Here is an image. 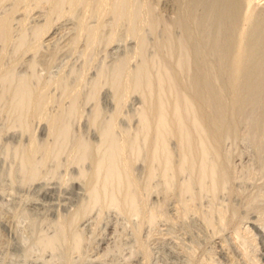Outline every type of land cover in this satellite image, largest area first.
<instances>
[{
  "label": "rangeland",
  "instance_id": "1",
  "mask_svg": "<svg viewBox=\"0 0 264 264\" xmlns=\"http://www.w3.org/2000/svg\"><path fill=\"white\" fill-rule=\"evenodd\" d=\"M15 1L19 2L5 0L0 5V20L9 17L8 13L14 15L13 18L10 16L11 38L0 39V264H232V249L224 247L221 238L225 236L230 245H234L235 230L230 228L236 226L231 223L241 221L240 218L245 217L243 214L257 217L256 211L264 212V81L262 84L261 80H254L249 86L243 82L241 85L245 88L241 87L239 95L242 97L238 95L237 101L225 80L230 62L228 59L229 63L221 62L219 53L215 52L217 40L219 43L228 36L233 37L239 21L233 23L235 27L227 19L229 25L223 24L225 19L221 21L213 17L211 21L213 18L205 16L204 9L195 1L197 6H192V0L191 3L185 0L187 4L184 0H79L80 3L77 0L76 6L74 0H64L58 5L60 11L53 10H57L53 7L54 0H30L28 3L20 0L23 5ZM179 2L181 6L191 4L192 17L196 15L201 20H210L208 23L204 21L207 27L202 25V28L193 30L197 33L192 43L198 40V45L193 44L196 49L191 50H197V55H190V61L192 68L200 61L196 68L206 74L194 69L206 79L207 72L220 74L215 75L218 87L211 84L210 96L204 100L222 137L218 158L230 173L225 188L215 191L208 178L204 186H200L196 171L184 170L187 173L182 172L183 176L173 174V170L171 174L166 172L163 163L166 153L164 156L159 154L164 149L149 147L151 139L156 137L151 128L155 121L145 123L146 127L143 122L142 115L150 111L159 95L163 108L168 109L165 113L172 117V113L169 114L171 105L182 93L167 87L170 77L165 76L162 64L165 49H160L169 27L176 38L184 33L183 23L179 24L181 27L175 25L184 14L179 11ZM263 6L261 4V8ZM261 8L259 4L258 9ZM192 17L185 18V21L192 20ZM209 22L214 24L213 27L215 23L217 26L209 28ZM223 26L226 31L233 26V36L224 32ZM200 29L207 31L204 30L205 35L212 29L216 33L209 34L216 41L213 42L209 34L206 40ZM199 31L202 36V33L198 36ZM219 35H222L221 39ZM200 37L207 43H203ZM205 43L212 49L206 48ZM200 44L206 45L208 55ZM198 49L205 51L203 56ZM259 51H251V54ZM220 63L224 64L221 66ZM215 66H221L222 70ZM124 75H130L134 83L129 84L131 77L128 80ZM225 81L228 88L223 85ZM23 84L32 93L28 100L20 99L16 94ZM250 84L253 86L251 92ZM121 87L128 91L125 93ZM215 89L221 93H213ZM196 91H188L187 96L193 100L192 96L195 93L198 96L200 89ZM216 94L218 100L221 101L223 96L227 102L232 100V95L233 104L237 106H231L232 110V102L222 99L225 102L221 101L224 103L222 109L228 114L223 112L225 117L221 120L214 109L216 107H212L214 102H211ZM39 98L44 100L38 101ZM190 109L180 101L182 118L179 122L187 128L193 120ZM54 119L57 122L53 130L50 121ZM147 125H150L151 132ZM169 131L163 135L167 144L165 148L178 166L182 149H179L177 135ZM123 137L128 145L132 142V148L125 143L128 152L125 151L124 156L130 153L126 156L130 158L126 169L118 164L121 151V154L117 152L120 155L118 162L117 157L107 155L110 146L117 143L115 141L119 140V147L124 144ZM112 138L114 145L110 143ZM33 140L35 147L31 146ZM82 145H89V150L81 151ZM30 153L33 161L28 162L25 157ZM101 156L108 157L103 159ZM98 159L102 161L101 170L97 169ZM209 159L214 158L211 155ZM112 162L118 164L116 169ZM104 163L111 164L114 170L108 171L111 166L104 168ZM122 174H126L128 184L123 181L125 176H120ZM187 181L191 186L189 191L182 189Z\"/></svg>",
  "mask_w": 264,
  "mask_h": 264
},
{
  "label": "bare ground",
  "instance_id": "2",
  "mask_svg": "<svg viewBox=\"0 0 264 264\" xmlns=\"http://www.w3.org/2000/svg\"><path fill=\"white\" fill-rule=\"evenodd\" d=\"M7 1V0H6ZM13 1V0H12ZM25 1H27V3L30 1V0H25ZM25 1H23V2H25ZM33 1V0H32ZM50 1H52V0H50ZM62 1H64V0H54L53 1V4H54V2H55V6L53 5V7H57V10H56V8L55 9H53V8H51V9H53L54 11H60L61 10V8L60 9H58V5L62 2ZM67 1V0H66ZM65 1V2H66ZM71 1V0H70ZM70 1H68V2H70ZM73 1V0H72ZM77 0H74V2H76ZM103 1V0H102ZM101 1V2H102ZM106 2H107V0H105ZM104 1V2H105ZM179 1H182V0H179ZM185 1V0H184ZM183 1V2H184ZM189 1V0H188ZM197 3V5H199V6H201L203 9H204V12L205 13H203V14H206L205 16H209V17H214V18H218V19H220L221 21H222V19L224 20L225 19V21H226V23L224 22L223 24H227V25H229L228 23H230V22H228L227 23V20H229V21H231V24L233 25V23H235V24H237V21H239L238 22V24H237V26L235 27L234 25V27L236 28V29H234L235 30V35L233 36V26L232 27H230V26H226L227 28H231L230 30L232 31H230V30H227L229 33H228V35H232L233 37H230V38H233V39H231L230 40V38H229V36L228 35H226V36H228L227 38H226V36L225 35H223V37L225 36V40H223L222 42H224V43H222V42H219V43H221V44H219L218 43V40H217V43H215L216 44V47L212 44L213 42H215L216 41V38L214 37V38H212L213 36H211L209 33H212L213 34V30L212 29H214V27H216L217 26V23H215V26L213 27L212 25H214V24H212L211 22H209V24L211 25L210 27H209V24H208V27L209 28H212V29H210V32L209 33H207L206 35H210L211 37V39H213V42L212 41H210V39H209V41L210 42H212V43H208L209 45L211 44V47H215V52L217 51L218 53H219V57L221 58V62L222 61H225V62H227V63H229L230 62V65L229 64H227L228 66V68L226 69V73L225 74H227L226 75V77H227V79H225V80H227L228 81V83H227V81H225V83L223 84L224 86H225V84L227 83L228 84V87L229 86H231V90L229 91L230 93H231V91H232V95L235 97V99H236V97L238 98L237 99V101L239 100V97H238V95H239V91L241 92V87H242V83L243 82H246V83H248L247 85L249 86V83L251 82V83H253V81L255 80V81H258V80H261L260 82H262V81H264L263 79H264V8H261V4L262 5H264L263 3H264V0H192V2H193V5L192 6H194V7H196L197 5H194V4H196L195 2ZM5 2V0H0V5H2L1 3H4ZM16 3H22V1H20L19 0V2H17V1H15ZM49 2V1H48ZM68 2H66V3H68ZM88 2V1H87ZM86 2V3H87ZM91 2H92V0H91ZM105 2V3H106ZM110 2H112V1H110ZM177 2V1H176ZM39 3H40V1H39ZM39 3H38V5H39ZM65 3V5H67ZM73 3V2H72ZM71 3V4H72ZM78 3H80L79 2V0H78ZM112 3H114V2H112ZM180 3V2H179ZM178 3V4H179ZM185 4H187V1H185L184 2ZM189 3H191V0H190V2ZM10 4V3H9ZM15 4V3H14ZM13 4V5H14ZM24 3H22V5H23ZM25 4H26V2H25ZM90 4V3H89ZM88 4V5H89ZM96 4V3H95ZM104 3H102V5H103ZM108 5H110L109 4V1H108V3H107ZM107 4H105L104 6H108ZM259 4H260V8H261V10H259L258 8H259ZM17 5V4H16ZM15 5V6H16ZM20 5V4H19ZM73 5H74V3H73ZM72 5V6H73ZM77 5V2H76V4H75V6ZM81 5V4H80ZM80 5L78 6V7H80ZM87 5V4H86ZM101 5V4H100ZM112 5V4H111ZM189 5V4H188ZM4 6V5H3ZM45 6H46V4H45ZM49 6V5H48ZM60 6V5H59ZM71 6V7H72ZM95 6V5H94ZM174 6V5H173ZM179 6H181V3H180V5ZM183 6V5H182ZM182 6L180 7V9L182 8ZM191 6V4H190V6L188 7L187 5L185 6H183V8L185 7V11L183 10V8L180 10L179 9V11H183L184 12V14H186V16L184 17L183 15V13L181 14L183 17H184V19H183V17L182 16H180V15H177V16H180L181 17V19H179V20H177L176 18H177V16H175L174 18H175V21H176V23H175V25L177 24V26L179 25V24H181V23H183V27H181L180 25H179V27H181V28H183L184 29V33L183 32H181V34L183 33V35L180 37V38H176V37H174V35H172L171 34V32H170V27L168 28V36H167V38H165L166 40L163 42V43H161L162 45H161V47H160V49H165L164 50V53L162 54V56H163V71L165 72V76H169L170 77V79H168L167 81L168 82H166V85H167V87H169L171 90H175V91H178V92H182V93H184V94H180V97H179V99L178 100H176V101H174V103H173V105H171V109H170V111L171 112H169V114L171 115V113H172V117H170V118H172V119H169V117L167 116V114L165 113V110L167 111L168 109H164L163 108V103H162V98H160L159 96H161V95H159L156 99H155V101H153L154 103H152L153 104V107H152V105H151V109H150V113L148 112H146V113H144L142 116H143V122H144V125H145V123L147 124L148 122V124H150V121L152 122V121H155V124H153L154 122H152V126H151V128H153L152 130L154 131V132H152V134L153 133H155L154 135L156 136L155 138H154V140H152L151 138V141L149 142V147H150V149H152V150H155L156 148H158V147H161V148H163L164 149V151H163V149L161 150V151H163V152H160L159 154H161V153H163V156H164V154H165V156H164V161H163V163H164V167H165V171L166 172H169L170 171V174H171V172H172V170H173V174H175V172L176 173H179L180 175H182V172L184 173V174H186L185 173V171L186 170H193V171H196V173L198 172L199 174V178H198V183L200 184V186H204V184H205V180L208 178V179H210V184H211V186L210 187H212V189H213V191H215V190H217V189H220V188H225V187H223L226 183H227V181L229 180V177H230V173H228V171H227V168H225V166H223V163L220 161V159L218 158V154H219V150H220V148H221V136L219 135V129H218V126H217V122H215V119H213V117H212V115L210 114V112L211 111H209L208 109H207V105H206V103H205V98H207L208 97V95L210 96V93H211V88L213 87L211 84H216L217 85V78H216V76L215 75H218V76H220V74L219 73H214V72H212V74H208V72H207V76H208V79H206L205 77H203V75L202 74H200V73H202L203 71H201V70H199V68L197 67L196 68V65L198 64V66H200V64L198 63V62H200V61H198V60H196L197 58H192L193 60H196V64H194L195 66V68L196 69H198V71H201L200 73L197 71V70H195L194 69V67L192 68V66H191V61H190V55H192L193 57H194V55H197V50L195 51L196 52V54H194L195 52L193 51V50H191V48L193 49V47L196 49V47H197V43H198V40L195 38V40H197V42L196 41H193V43H192V39L194 38V35H196V31H193L194 29H196V30H198L199 29V27L200 26H202V25H204L205 23H204V21H206V20H201V19H199L196 15L194 16V17H192L193 15H194V13H193V9L191 10V8L190 7H192ZM1 7V6H0ZM17 7H18V5H17ZM16 7V8H17ZM24 7V6H23ZM61 7H63V4L61 5ZM90 7V6H89ZM101 7V6H100ZM110 7V6H109ZM186 7H188L187 9H186ZM264 7V6H263ZM14 8V7H13ZM34 8V7H33ZM49 8V9H50ZM99 8V7H98ZM107 8V7H106ZM257 8V9H256ZM11 9V8H10ZM19 9V8H18ZM27 9V8H26ZM32 9V8H31ZM67 9V8H66ZM73 9V8H72ZM92 9V8H91ZM97 9V8H96ZM105 9V8H104ZM109 9V8H108ZM116 9V8H115ZM178 9V8H177ZM201 9V8H200ZM21 10V9H20ZM73 10H75V9H73ZM6 11V10H5ZM29 11V10H28ZM27 11V12H28ZM50 11V10H49ZM65 11V10H64ZM69 11V10H68ZM68 11H66V12H68ZM110 11H113V10H110ZM179 11H178V13H179ZM200 11V10H199ZM203 11V10H202ZM15 12V9L13 10V13ZM18 12V11H17ZM97 12V11H96ZM104 12V11H103ZM106 12V11H105ZM12 13V12H11ZM11 13H8L10 16H11ZM75 13V12H74ZM95 13V12H94ZM193 13V14H192ZM197 13V12H196ZM5 14V13H4ZM54 14V13H53ZM62 14H63V12H62ZM67 14V13H66ZM93 14V13H92ZM199 14V13H198ZM202 14V15H203ZM16 15V14H15ZM95 15V14H94ZM107 15V14H106ZM5 16V15H4ZM10 16L8 17V16H6V18L4 17V19L3 18H1V20H0V39L1 38H7V39H5V40H8V38L10 39L11 38V36H10V31H11V29H10V27L12 26L10 23V20L12 21V19H10ZM204 16V15H203ZM12 17V16H11ZM13 17H14V15H13ZM12 17V18H13ZM62 17V16H61ZM190 17V19H191V17H192V20H190V19H188V20H190V21H188V22H186L185 21V18L187 19V18H189ZM208 17V18H209ZM99 18H101V17H99ZM214 18L211 20V21H213L214 20ZM51 19V18H50ZM203 19V18H202ZM204 19H205V17H204ZM206 19H207V17H206ZM217 19V20H218ZM227 19V20H226ZM208 21H210L209 19H208ZM208 21H206L207 23H208ZM23 23V22H22ZM84 23H86V22H84ZM214 23V22H213ZM219 23H220V21H219ZM48 24H49V22H48ZM47 24V25H48ZM166 25V24H165ZM172 25V24H171ZM220 25H222V22H221V24H219V26ZM49 26V25H48ZM204 26H206L207 27V25H204ZM23 27V26H22ZM99 27V26H98ZM175 27V26H174ZM224 28H225V26H223ZM222 27V28H223ZM89 28V27H88ZM200 28H202V27H200ZM224 28H223V31L224 32H226L227 33V31H226V28H225V30H224ZM16 29V28H15ZM84 29V28H83ZM179 29V28H178ZM206 29V28H205ZM204 29V30H205ZM92 30V29H91ZM176 30V29H175ZM200 30H202V31H204L203 29H200ZM45 31V30H44ZM178 31V30H177ZM206 31V30H205ZM205 31H204V36L203 37H205L206 38V35H205ZM213 31V32H212ZM13 32V31H12ZM94 32V31H93ZM96 32V31H95ZM94 32V33H95ZM98 32V31H97ZM200 33L198 34V36L202 33L201 31H199ZM207 32V31H206ZM221 32V31H220ZM232 34H231V33ZM37 33H38V31H37ZM82 33V32H81ZM88 33V32H87ZM91 33H92V31H91ZM93 33V34H94ZM165 33V32H164ZM178 33V32H177ZM214 33H216V32H214ZM225 33V34H226ZM80 34V33H79ZM83 34V33H82ZM219 34V33H218ZM224 34V33H223ZM40 35V34H39ZM88 35V34H87ZM203 35V33L201 34V36ZM10 36V37H9ZM36 36V35H35ZM94 36V35H93ZM92 36V37H93ZM197 36V38L199 39V37ZM216 36V35H215ZM43 37V36H42ZM196 37V36H195ZM218 37H220V35L218 36ZM77 38V37H76ZM164 38V37H163ZM202 37H200V39H201ZM208 38V37H207ZM207 38H206V40H207ZM222 38V35H221V37H220V39ZM229 38V39H228ZM215 39V40H214ZM218 39V38H217ZM229 41H228V40ZM37 40V39H36ZM35 40V41H36ZM194 40V39H193ZM202 40V42L203 41H205L206 43H207V41L204 39L203 40V38L201 39ZM201 40H199V43H200V41ZM4 41V40H3ZM41 41V40H40ZM5 42V41H4ZM29 42V41H28ZM74 42V41H73ZM195 42V43H194ZM201 42V43H202ZM7 43V42H6ZM37 43V42H36ZM191 43H192V45L193 44H195V46L193 45H191ZM204 43V42H203ZM205 43V44H206ZM39 44V43H38ZM73 44V43H72ZM197 44V45H196ZM203 45V44H200V45H202L203 46V49H205L206 51H207V55H208V51L209 50H207L206 48H208V49H210L209 47H208V44H206L207 45V47H206V45ZM24 45V44H23ZM26 45V44H25ZM199 45V46H200ZM32 46V45H31ZM31 46H30V48H31ZM34 46V45H33ZM32 46V47H33ZM35 46H36V44H35ZM39 46V45H38ZM192 46V47H191ZM198 46V47H199ZM37 47V46H36ZM35 47V48H36ZM204 47H206V48H204ZM29 48V49H30ZM34 48V47H33ZM34 48V49H35ZM200 48L202 49V47L200 46ZM28 49V48H27ZM32 49V48H31ZM34 49H32V50H34ZM39 49V48H38ZM37 49V50H38ZM201 49H198V51H200ZM212 49V48H211ZM253 49V50H252ZM36 50V49H35ZM34 50V51H35ZM258 50H260L259 51V53L258 54H253V52L254 51H257L258 52ZM26 51H28V50H26ZM191 51H193V53H191ZM251 51H253L252 52V54H251ZM205 52V51H204ZM204 52H203V50H201V53H200V55L201 56H203L202 54H204ZM214 52V50H213V53H215ZM210 53H212V50H211V52ZM209 53V54H210ZM215 54H217V53H215ZM198 55H199V53H198ZM211 55H213V59H215L214 58V54H211ZM4 56V55H3ZM205 56H206V53H205ZM204 56V57H205ZM198 57V56H197ZM200 57V56H199ZM198 57V58H199ZM207 60H208V56H207V58H206ZM218 59V57H216V60ZM224 59H226V60H224ZM227 59L229 60V62L227 61ZM3 60V59H2ZM1 60V61H2ZM203 60V59H202ZM205 60V59H204ZM215 60V61H216ZM219 60V59H218ZM210 61H211V59H210ZM209 61V62H210ZM202 62V61H201ZM204 62V61H203ZM207 62V61H206ZM208 62V63H209ZM224 62V63H225ZM224 63H220V65L222 66ZM210 64H211V62H210ZM217 65H219V61H217V63H216ZM1 65V64H0ZM202 65H204V64H202ZM208 66H209V64H208ZM212 66V65H211ZM211 66H209V67H211ZM221 66H218V67H220V68H218L217 66H215L216 68H218V69H221ZM214 67V66H213ZM225 65H224V67H222L223 69H224V71H225ZM201 68V67H200ZM203 68V70H204V67H202ZM201 68V69H202ZM207 68V69H206ZM1 69V68H0ZM124 69H126V68H124ZM193 69H194V71H193ZM205 69L206 70H208V67L206 66L205 67ZM211 69V68H210ZM128 70V69H127ZM139 70H141V69H139ZM143 70V69H142ZM222 70V69H221ZM144 71V70H143ZM197 71V72H196ZM213 71V70H212ZM126 72V71H125ZM128 72V71H127ZM142 71H140V73H141ZM123 73H124V71H123ZM140 73H138V74H140ZM203 74H206V72H203ZM128 75V74H127ZM141 75V74H140ZM125 77H126V75H124ZM139 76V75H138ZM137 76V77H138ZM205 76V75H204ZM128 77V76H127ZM126 77V79H128L129 80V77H131L130 75H129V77L127 78ZM141 77H143V76H141ZM140 77V78H141ZM133 78H136V77H133ZM221 78H222V76H221ZM123 79H125V78H123ZM125 79V80H126ZM132 79V77L130 78V80L128 81V83L129 84H131V83H134V81H133V79ZM138 79H139V77H138ZM135 80V79H134ZM218 80H221V82H224L223 81V79H218ZM131 81H133V82H131ZM138 81V80H137ZM125 82V81H124ZM136 82V81H135ZM137 83V82H136ZM149 83V82H148ZM159 83L162 85L163 84V81H159ZM257 83H259V82H257ZM125 84V83H124ZM124 84H123V86H124ZM127 84V83H126ZM226 84V85H227ZM259 84H261V83H259ZM262 84H263V82H262ZM21 85V84H20ZM148 86H149V84H147ZM219 85V84H218ZM218 85L217 86H215V88L216 87H218ZM252 84H250V86H251ZM221 86H222V84H221ZM224 86H222V87H224ZM247 86V87H248ZM255 86V85H254ZM44 87V86H43ZM150 87V86H149ZM221 87V88H222ZM226 87V86H225ZM228 87H226V88H228ZM253 86H251V89L249 90L250 92H251V90H253V88H252ZM123 87H121V89H122ZM242 88H245V86L244 87H242ZM124 89V92L126 91H128L127 89L125 90V88H123ZM129 89H130V87H129ZM197 89H200V93H198L199 95L198 96H196V93H195V96L193 97L192 96V99L193 100H191V98L190 97H188L187 96V94H188V91H191L192 93L193 92H197L196 90ZM241 89V90H240ZM40 90V89H39ZM45 90V89H44ZM248 89H246V92H249V91H247ZM215 91H219V89L218 90H213V93L215 92ZM243 91H245V89L243 90ZM125 92V93H126ZM119 93H120V91H119ZM121 93H122V90H121ZM125 93H123L124 95H125ZM216 93V92H215ZM221 93V92H220ZM219 92H218V94H220ZM242 93V92H241ZM240 93V94H241ZM17 96L20 98H25L26 100H28L27 98H30V97H32V93L28 90V89H26L25 88V85L23 84L21 87H20V89L17 91ZM40 94H43V92L42 93H40ZM40 94H38L39 95V97H41L40 96ZM117 95V94H116ZM127 95V94H126ZM191 95H193V94H191ZM231 95V98H232V100H234L233 99V96ZM16 96V95H15ZM212 96V95H211ZM217 94L215 95V97H214V99H213V101H211V102H214V105H213V103H212V107L214 106V107H216V108H214L215 109V111H216V114L218 115V117H219V119L221 120V119H223V117H225V116H223V112H225L224 114H226L227 113V111H224V109H222V108H224L223 107V104L225 103L224 101H226V100H224L223 99V96L221 97L224 101H222V99H221V101L222 102H224L223 104L221 103V101L220 100H218L217 99V97H219V96H217ZM240 96V95H239ZM17 97V98H18ZM118 97V96H117ZM121 97H122V95H121ZM213 97V96H212ZM242 97V94H241V96H240V98ZM20 98V99H21ZM43 98H45L44 97V95H43ZM25 99H22V102L23 101H25ZM37 100V99H36ZM39 100H44V99H38V101ZM121 100V99H120ZM182 100V102H185L186 103V105H187V107L189 108H191L190 109V111L193 113L192 114V116H193V120L191 121V126L189 125L188 127L189 128H187V127H185L183 124H181L180 122H179V119H181L182 117H181V113L179 112V110H180V101ZM210 100V99H209ZM228 100V99H227ZM232 100H230V102H227V103H231V105H230V107L232 106L233 108H236L237 106L236 105H234L233 103V101ZM21 101V100H20ZM20 101H18V102H20ZM229 101V100H228ZM41 102V101H40ZM17 103V102H16ZM21 103V102H20ZM44 103H46V102H44ZM41 104V103H40ZM119 104V103H118ZM210 104V103H209ZM23 105V104H22ZM21 105V106H22ZM42 106H44L45 107V105L43 104ZM236 106V107H235ZM232 107H231V109H232ZM148 109V110H149ZM231 109H228L229 111L231 110ZM223 110V111H222ZM226 110V109H225ZM233 110V109H232ZM231 110V111H232ZM39 111V110H38ZM214 113V112H213ZM148 114V115H147ZM228 114V113H227ZM216 115V116H217ZM227 116V115H226ZM57 118H59V117H57ZM50 119V118H49ZM60 122H62L61 121V119L59 120ZM56 122H57V120L56 119H54V120H51L50 121V127L53 129L54 128V126H55V124H56ZM221 123V122H220ZM219 124V123H218ZM143 125V126H144ZM148 126V125H147ZM150 126V125H149ZM149 126H148V131H149ZM220 126H221V124H220ZM145 127H146V125H145ZM193 128L192 129V131H196L195 132V134H191V128ZM222 129V128H221ZM51 130V129H50ZM54 130V129H53ZM56 130V129H55ZM66 131V129H63V131ZM170 130V131H169ZM188 130H190L191 132H188ZM223 130V129H222ZM62 131V130H61ZM63 131H62V133H63ZM108 131H109V129H108ZM110 131H111V128H110ZM165 131H169V133H174L175 134V136L177 135V137L179 138L178 140H179V142H180V146H181V148H179V149H182V151H179V152H181V154L182 155H180L181 156V158H180V162L178 163V166L176 165V164H174L173 163V161H172V159H171V156L169 155V153L167 152V150H166V148L165 147H167L166 145V140H165V138H164V134H166L167 135V132L166 133H164ZM51 132V131H50ZM53 132V131H52ZM55 132V131H54ZM54 132H53V134H54ZM147 132V131H146ZM149 132H151V131H149ZM148 132V133H149ZM194 132H192V133H194ZM56 133V132H55ZM65 133H67V132H65ZM105 133V132H104ZM220 133H222V131L220 132ZM224 133V132H223ZM64 134V133H63ZM112 134V133H111ZM111 134H109L110 136H111ZM151 133H149L148 135H150ZM101 135V134H100ZM103 136H104V134L102 135V139H103ZM126 136V135H125ZM146 136H147V134H146ZM223 136H225V135H223ZM151 137V136H150ZM166 137V136H165ZM221 137V138H220ZM109 138H111V137H109ZM113 138H114V136H113ZM112 138V139H113ZM149 138V137H148ZM33 139V138H32ZM31 139V140H32ZM114 139H117V138H114ZM111 140L110 141V143L112 142V141H115V140ZM126 139V138H125ZM127 139H129V138H127ZM150 139H148V140H150ZM103 140H105V139H103ZM108 140V139H107ZM110 140V139H109ZM108 140V141H109ZM122 140V139H121ZM119 141V140H118ZM118 141H115V142H117L116 144H118ZM123 141H125L124 140V137H123ZM224 141V140H223ZM30 142H32L31 143V146H33L34 145V147H35V145H36V142L34 143V140L33 141H30ZM29 142V143H30ZM95 142V141H94ZM105 142V141H104ZM128 142V141H127ZM178 142V141H177ZM107 143V142H106ZM123 143V142H122ZM121 143V144H122ZM126 141L124 142V144H120L121 146L119 147V144L116 146V144H115V146H110L111 147V150H110V148L108 149L109 151H108V156L110 157V158H112L113 156V158H115V157H117V162L119 161L118 159V156H120L117 152H119L120 153V151L122 152V154H121V156H120V159H121V161H119L118 162V164L119 165H121L122 164V167L124 168V169H126V168H128V163L130 164V161L129 160H127L128 158H126V156L128 155L129 156V154L127 153L126 154V156H124L125 155V151H127L128 152V149L126 150V144H127V147L129 146L130 148H132V146H130V144L132 143H130L129 145H128V143H126ZM102 144H103V142H102ZM105 144V143H104ZM111 145V144H110ZM112 145H114V142H112ZM159 145H161V146H159ZM30 146V145H29ZM80 146H81V144H80ZM83 146V145H82ZM88 146L89 145H84L82 148H83V150H81V151H86L87 149L89 150V148H88ZM92 146V145H91ZM109 145L107 144V147H108ZM148 146V145H147ZM158 146V147H157ZM179 145H178V147H180ZM223 146V145H222ZM34 147H32V149H35ZM52 147V146H51ZM78 147H79V145H78ZM106 147V148H107ZM118 147H119V149H118ZM128 147V148H129ZM47 148V147H46ZM92 148V147H91ZM95 148V147H94ZM100 148V147H99ZM47 149H49L50 150V148H47ZM130 150V152H132V150L131 149H129ZM160 150V149H159ZM29 151H31V150H29ZM36 150H34V152H35ZM51 151H53L52 149H51ZM51 151H49V152H51ZM151 151V150H150ZM27 152V151H26ZM46 152H48V151H46ZM104 152H106V151H104ZM154 152V151H153ZM178 152V153H179ZM33 153V152H32ZM84 153H87V152H84ZM101 153V152H100ZM147 153H148V151H147ZM156 154L158 153V151L157 152H155ZM51 154V153H50ZM95 154V153H94ZM99 153H97V155H98ZM102 154V153H101ZM116 154H118V155H116ZM154 154V153H153ZM158 154V155H159ZM29 155V154H28ZM31 153H30V156H27V157H25V160L26 161H31L32 159H31ZM86 155V154H85ZM104 155V154H103ZM150 155V154H149ZM211 155L213 156V160L211 161V159H209V157H211ZM96 156V155H95ZM108 156H105V157H108ZM155 156V155H154ZM157 156V155H156ZM81 157V156H80ZM102 158H103V156H101ZM105 157L103 158V159H105ZM150 157V156H149ZM158 157H160V156H158ZM224 157V156H223ZM83 158H85V157H83ZM154 158V157H153ZM161 158V157H160ZM179 158V157H178ZM221 158V157H220ZM82 159V158H81ZM92 159H94V158H92ZM100 160H102L103 161V159H101V158H99ZM97 160L98 161V167H97V169H100V167L101 168H103L102 167V161H100V160ZM130 159V158H129ZM151 159V158H150ZM96 160V159H95ZM110 160V159H109ZM33 161V160H32ZM100 161V162H99ZM106 160H104V162H105ZM129 161V162H128ZM150 161V160H149ZM96 162V161H95ZM107 162H110L111 163V161H106V163ZM115 163H117L116 161H114ZM121 162V163H120ZM151 162H153V161H151ZM97 163V162H96ZM106 163H104V164H106ZM113 163V162H112ZM115 163H113L112 165L113 166H115V169H116V167L118 166V164H116L115 165ZM31 164V162L29 163V165ZM107 164H109V163H107ZM107 164L104 166V168L107 166ZM151 164V163H150ZM162 164V163H161ZM173 164L176 166H173ZM225 164V163H224ZM109 166H111V164L109 165ZM109 166H107V167H109ZM113 166H111V168H109L108 169V171H110V172H112V170H114L113 169ZM233 166V165H232ZM163 167V166H162ZM229 169V168H228ZM101 170V169H100ZM185 170V171H184ZM106 171H107V169H106ZM105 171V172H106ZM107 171V172H108ZM164 171V170H163ZM164 171V172H165ZM106 172V173H107ZM181 172V173H180ZM189 172V171H188ZM103 173V172H102ZM162 173V172H161ZM190 173H192V172H190ZM98 174V173H97ZM110 174V173H109ZM165 174V173H164ZM163 174V175H164ZM94 175H96V174H94ZM98 175H100V174H98ZM108 175V174H107ZM106 175V176H107ZM124 174H122V175H120V176H123ZM126 175V174H125ZM124 175V176H125ZM93 176V175H92ZM109 176V175H108ZM166 176V175H165ZM171 176H173V175H171ZM183 176V175H182ZM193 176H196V175H193ZM234 176V175H233ZM94 178H97V177H95V176H93ZM93 177H92V179H93ZM126 177L127 176H125L124 177V179H123V181H125L127 184H128V180H126ZM167 177V176H166ZM236 177V176H235ZM171 178V177H170ZM173 178V177H172ZM109 179V178H108ZM122 179V178H121ZM195 179V178H194ZM165 180H166V178H165ZM90 181V180H89ZM94 181H96V179L95 180H93V182ZM122 181V180H121ZM167 181V180H166ZM183 181V180H182ZM232 181V180H231ZM165 182V181H164ZM188 182V181H187ZM208 182V181H207ZM97 183V182H96ZM95 183V184H96ZM124 183V182H123ZM122 182H121V184H123ZM189 183L190 182H188V184L187 183H185L184 184V187H182V189L183 190H186V191H189L190 190V188H191V186L189 185ZM94 184V183H93ZM196 184V183H195ZM125 185V184H124ZM123 185V186H124ZM172 185V184H171ZM198 185V184H197ZM208 185V184H207ZM127 186V185H126ZM125 186V187H126ZM165 186L167 187L168 185L166 184V182H165ZM179 186V185H178ZM199 186V185H198ZM226 186V185H225ZM171 189V188H170ZM208 189V188H207ZM168 190V189H167ZM204 190V189H203ZM203 190H202V192H203ZM211 190V189H210ZM222 192V191H221ZM98 193V192H97ZM177 193V192H176ZM199 193V192H198ZM214 193V192H213ZM234 195V194H233ZM188 197V196H187ZM226 197V196H225ZM202 198V197H201ZM193 199V198H192ZM214 199V198H213ZM183 200V199H182ZM226 200V199H225ZM186 201V200H185ZM214 202V201H213ZM219 202V201H218ZM232 202V201H231ZM217 203V202H216ZM260 204V203H259ZM262 204V203H261ZM197 205V204H196ZM221 206V205H220ZM229 208V207H228ZM256 209V208H255ZM263 208H261V209H259V210H262ZM215 210H216V208H215ZM253 210H254V207H253ZM252 210V211H253ZM264 210V209H263ZM219 211V210H218ZM246 211H247V209H246ZM245 211V212H246ZM221 212V211H220ZM260 212V211H259ZM252 213V212H251ZM256 213V215H257V217L255 216V217H250V213L248 214H246V215H244L243 214V216H245V217H243V218H240L241 219V221L239 220V221H237V222H235V223H231V224H235V228H234V225L232 226V225H230V226H232L230 229H233V230H235V235H236V238L234 239L235 240V242H234V245H230V243L227 241V239H226V237L225 236H223L222 238H221V242H222V245L224 246V247H226L227 249H232V250H230V257H231V259H232V264H245V262H247L248 264H264V212L262 213H258V211H256L255 212ZM259 215V216H258ZM210 217V216H209ZM227 218V217H226ZM219 219V218H218ZM225 219V218H224ZM222 220V219H221ZM215 221V220H214ZM229 222V221H228ZM214 223V222H213ZM227 226V225H226ZM228 226H229V223H228ZM226 229H228L227 227H226ZM233 230H232V232H233ZM214 234V233H213ZM220 236V235H219ZM222 236V235H221ZM228 238V237H227ZM230 241V240H229ZM243 260H245V262H243Z\"/></svg>",
  "mask_w": 264,
  "mask_h": 264
}]
</instances>
